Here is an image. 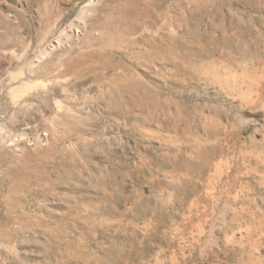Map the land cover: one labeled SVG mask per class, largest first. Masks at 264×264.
I'll return each mask as SVG.
<instances>
[{"label": "rangeland", "instance_id": "374dc122", "mask_svg": "<svg viewBox=\"0 0 264 264\" xmlns=\"http://www.w3.org/2000/svg\"><path fill=\"white\" fill-rule=\"evenodd\" d=\"M0 81V264H264V0H0Z\"/></svg>", "mask_w": 264, "mask_h": 264}, {"label": "bare ground", "instance_id": "6f19581e", "mask_svg": "<svg viewBox=\"0 0 264 264\" xmlns=\"http://www.w3.org/2000/svg\"><path fill=\"white\" fill-rule=\"evenodd\" d=\"M91 4H93L92 1L88 3L86 7L87 6L89 7ZM11 17L12 15L9 18ZM14 17L15 16H13L12 19ZM49 54H50V50L47 49L46 47L45 48L42 47L38 51L27 52L24 55H20V56L16 55L13 51L8 52V56L6 57L9 58V61H16V63L19 62L18 63L19 65L17 66V68L8 73V79L12 81V84H11V87L9 88V93H8V95L11 97L10 98V101H11V112L10 113L11 114L9 117L10 121L12 122L14 120L16 121L17 117L19 116L21 112L26 111L27 109H31L30 106H33V105L32 103H29L28 101L30 97L31 98L35 96L37 97L39 94V90L40 89L42 90L43 88H44L43 90H45L46 87H47L46 90H48V88L53 90L52 86L58 82L57 79L59 78L54 77V76L48 77L50 73H47L46 71L41 70V65L43 64L42 62L47 58ZM22 62L24 63V65L22 64ZM61 79H59V81L61 80L62 83H65V85H67L68 78L61 76ZM221 79H224V78H221ZM0 85H1V81H0ZM27 111L31 112L32 110H27ZM4 126L5 125L0 124V149L6 148L8 146L7 137H6L7 134H5Z\"/></svg>", "mask_w": 264, "mask_h": 264}]
</instances>
